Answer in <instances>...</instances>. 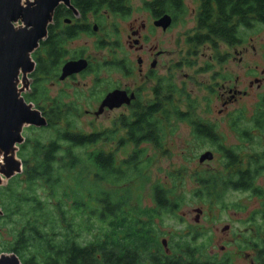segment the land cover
I'll return each instance as SVG.
<instances>
[{
	"label": "trees",
	"instance_id": "16d2710c",
	"mask_svg": "<svg viewBox=\"0 0 264 264\" xmlns=\"http://www.w3.org/2000/svg\"><path fill=\"white\" fill-rule=\"evenodd\" d=\"M73 3L99 11L117 2ZM195 4L196 28L186 36L190 49L208 45L217 51L219 43L238 44L242 30L264 26V0H195ZM147 5L161 11L168 6L175 20L177 12H186L182 0H151ZM114 10L122 11L123 6ZM32 57L37 65L24 98L47 115V124L27 127L38 133L18 145L22 170L0 185V251L16 254L22 264H233L225 252L217 256L207 251L204 241L198 242L204 231L197 225L168 235L166 247L162 245L160 237L166 233L159 225L165 214L174 215L184 204L186 194L178 190L190 179L194 183L190 195L206 200L208 207L221 202L229 190H251L262 198L250 218L255 237L244 248L250 253L249 264H264V188L254 186L264 170V148L245 157L224 147L214 125L196 116L195 100L189 94L182 102L175 100L172 88L168 116L151 114L162 105L159 100L154 108L134 107L128 115L114 118L111 126L86 132L73 121L79 108L40 93L51 62L41 63L36 51ZM179 121L192 126L197 140L216 144L222 162L216 168H200V163V169L190 172L183 165L169 170V182L151 183L153 206H146L141 190L152 178L148 168L157 155L139 145L148 143L154 153L164 154L160 151L164 136ZM233 122L239 123L237 118ZM252 122L254 128L264 129V96ZM238 133L248 140V129ZM101 143L112 145L103 148ZM245 158L251 161L245 164Z\"/></svg>",
	"mask_w": 264,
	"mask_h": 264
},
{
	"label": "rangeland",
	"instance_id": "374dc122",
	"mask_svg": "<svg viewBox=\"0 0 264 264\" xmlns=\"http://www.w3.org/2000/svg\"><path fill=\"white\" fill-rule=\"evenodd\" d=\"M22 3L24 4V2ZM129 3L134 8L131 15L120 19L110 18V21L114 20L119 24L118 27L120 28L122 39H124L125 35L124 30L127 28L130 21L135 17L138 18V20L144 18V14L137 9L140 5V0H130ZM185 3L188 10L195 6V0H185ZM185 19V22L177 23L165 32H162L160 29H147L146 33H148L150 37L145 47L156 45V49L165 50V54L159 58L160 64L164 66V68L170 66V64L181 57L179 54L180 47L183 52L185 50L187 52L185 59L187 64H189L175 71L177 74L175 80H178L177 84H179L181 80H185L186 90L190 92V97L196 102V116L214 125L215 131L221 137L219 139L224 147H232L237 153H241L245 157L247 154L252 155L262 150V148H264V129L259 130L254 128L252 126V121L253 115L256 112V106L259 102V100H256L257 96L264 92V26L258 25L255 29H244L241 31V36L245 39L243 43L244 47H237L238 50L243 49L241 52H234L233 48L226 47L222 43H219L217 51L208 49L205 46L197 47L194 50L190 49L189 45H184L182 43V34L185 29H191L194 25V20L190 12L186 14ZM14 25L19 26L21 22L17 21ZM179 36L182 37L180 46L178 45L180 42H178ZM86 41H88L86 49L92 54H95L97 51L92 47L91 39L87 36L83 35L76 39L74 46H84ZM225 53H229L228 57H226V62H224L223 66L220 67L219 64H216L218 61L215 59L218 54L226 56ZM239 58H241V62H238ZM205 63L212 64L213 66L209 71L202 72L201 68H204ZM222 68L228 70L230 73V80H222L219 76L213 80L211 78L213 72H224ZM105 73L106 80L103 81L102 85L104 83L107 85V83H111L114 79H118V75L115 74L116 72L114 71H110L109 73L105 71ZM236 76H239V80L236 83L238 88H247L248 93L234 100L225 108L227 112L232 111L231 115L226 114V112L218 113V110L221 109L222 100L219 94L222 92V86L225 88L227 84H230V86L234 84L233 80ZM254 77H259L261 79V82H259L260 84L254 82L252 87H248V82L253 81ZM92 79V75L88 74L77 77L76 81L79 83L77 87L83 90L89 89L92 86ZM31 84L32 78L30 74H27L25 77H22L21 74L19 75L17 86L21 89L20 95L23 96V98L24 95L30 91ZM83 84H86V86H83ZM258 84L259 87H257ZM210 85H212L214 91L210 89ZM60 86V84L53 86L48 81L45 82V87L48 89L49 95H54L57 88ZM71 91L72 87L68 88V92L72 93V95L66 97L65 100L74 99L73 104L79 108V114L76 119L73 120L75 126L86 132L111 126L113 119L117 116L119 111H107L99 116L94 115L92 112L86 114L84 109L97 106L96 96L98 93L92 96L89 95V91H84L82 93L79 92L81 95H77L76 92ZM73 93L76 95H73ZM31 104L34 107V104ZM208 110H210V113H204ZM236 118L239 122L237 124L233 122ZM174 124L172 130H170L169 127L166 134L167 141H172V144L164 143V148L160 149V151L166 154H162V152L158 151L154 153V149L146 147L149 155H157V157L155 156L153 165L148 168L152 178L141 190V202L146 206H153L150 190L151 183L153 180H158L162 183L169 182V178L166 177L169 170L183 165L187 166L190 172V170L193 169L216 168L219 167V164L222 162V156L220 152H218L216 144L197 140L190 133L189 124L187 122ZM27 127L28 126H25L23 128L22 136L24 138L27 136H36L38 131L27 130ZM242 128L248 129V140L238 133ZM46 135L47 134H44V137ZM101 145L103 148H107L112 144L101 143ZM205 151H211L213 153V158L203 161L199 168L198 165H200V163H198V157ZM16 153L15 155L18 158ZM122 155L123 153L120 151L118 156ZM6 181L7 180L3 178L2 184H5ZM256 183L261 188H264V170L257 176ZM193 184L192 180L186 179L182 189L178 190L179 193L184 192L186 194V201L175 211L174 215L165 214L163 216L159 229L165 232L166 235L161 236L160 239H168V235L170 234L186 230L188 226L197 225L204 231V235L198 242L204 241L209 253L222 256L225 252L224 255L227 254L232 257L233 264H249L250 253L249 250L244 248V243L255 237L253 234L254 225L250 219L252 213H249L258 207L262 198L260 196H249V193L245 191L229 190L221 202L212 203L210 207H208L206 200L192 198L190 195ZM194 208L201 209L197 222L194 221L196 215ZM156 222L159 223L158 220ZM225 226L227 228L224 229ZM0 253L8 252L0 251Z\"/></svg>",
	"mask_w": 264,
	"mask_h": 264
},
{
	"label": "flooded vegetation",
	"instance_id": "af4514ba",
	"mask_svg": "<svg viewBox=\"0 0 264 264\" xmlns=\"http://www.w3.org/2000/svg\"><path fill=\"white\" fill-rule=\"evenodd\" d=\"M73 1L74 0H70V6L62 3L57 5L53 12L52 20L47 26L46 36L39 41L38 46L35 49L41 63L51 62L50 75L43 77L45 80L41 86V94L43 91L45 93L47 92V97L51 100L59 98L63 102L73 105L74 99L65 100L66 97L72 95V93L68 92V88L70 87H72L71 92L74 91L77 95H81L84 91H89V95L92 96L98 93L96 96L97 106L84 109L86 114L92 112L95 115V112L99 108L103 98L113 90H120L124 93L125 100L120 105L112 108L104 106L101 112L97 115L99 116L107 111L112 112L115 110L119 111L116 117L128 115L134 107H140L141 109L146 107L154 108V105L159 100V103L161 102L162 105L159 104V107H157L154 112L151 110V114L158 117H165L170 114L168 105L170 88L174 91L175 100L181 101L184 100L186 94L190 95V92L186 90L185 80H181L179 84H177L178 80H175L177 77L175 71L182 69L187 64L185 59L187 52L185 50L183 52L180 47L179 54L181 57L177 61L170 64V66H166L164 68V66L160 64L159 58L165 54V50L156 49V45L145 47L146 42L150 37L149 34L146 33V30L160 29L162 32H165L175 24L185 22L186 14L190 12V15L194 20V25L191 29H185L182 34V43L184 45L187 44L186 36L196 28V4L188 10L185 0H182V4L185 6L186 12L184 13L181 10L177 12L178 14L176 15L175 20L173 18V14L168 11V6L166 9L167 11H161L152 8L151 6L148 7L147 3L151 0H140V5L137 9L144 14V18L138 20V18L135 17L132 21H130L127 28L124 30L125 35L124 39H122L120 35V28L118 27L119 24L114 20L110 21V18L120 19L131 15L134 8L129 3L130 0H115L117 3L114 6L112 5L107 7L103 5L99 11L91 9V7L86 10L79 8L73 3ZM115 6H123V10H114ZM165 15L169 16L170 23L165 28L161 25H156L155 22ZM83 35L91 39L92 47L97 51L95 54H92L86 49L88 41L85 42L86 44L84 46H74L75 40ZM182 37L179 36L178 42ZM244 42L245 39L242 37L241 41L236 45L228 46L224 43L222 44L231 49L233 48L234 52H241L243 49L238 50L237 47L240 46L243 48ZM178 45H181V41ZM201 46L212 49L208 45ZM225 54L226 56L217 55L216 59L214 58L218 61L216 64H219L220 67L223 66L224 62H226V57H228L229 53ZM219 58H223V61H220ZM80 59H84L86 61V66L83 69L66 75L64 78L60 77L62 74V68L66 62ZM238 62H241V58H239ZM36 65L37 63L35 62V66ZM212 66V64L205 63L204 68H200L202 72H207L212 68ZM222 69L224 72H213L211 78L214 80V78L219 76L222 80H230V73L228 70L226 69V71L225 68ZM105 71L107 73L110 71L116 72L115 74L118 75V79H114L111 83H107V85L105 83L102 85L103 81L106 80L104 75L106 74ZM87 74L92 75V86L86 90L79 89L77 87L79 86V83L76 81V78ZM238 80L239 76H236L233 80L234 84L231 86L230 84H227L225 88L222 86V92L219 94V97L222 100L221 109L218 110V113L226 112V114L231 115L232 111L227 112L225 108L234 100H237L248 93L247 88H238L236 84ZM47 81L53 86L58 84L61 85L57 88L54 95H49V91L45 87V82ZM254 82L259 83L261 82V79L259 77H254L253 81L248 82V87H252ZM259 84L257 87H259ZM83 86H86V84H83ZM210 89L214 91L212 89V85H210ZM73 95L76 94L73 93ZM262 96H264V92L258 94L256 100L260 101ZM51 100L48 101V106L49 103H51ZM180 105L182 106L180 111L185 112L186 110L183 106L184 104ZM171 113L174 114L173 112ZM204 113H210V110ZM42 115L46 119L47 115ZM189 129L190 133L193 135L192 126L190 124ZM164 143L172 144V141H167L166 136H164V141L160 146L161 148H164ZM139 146L147 147L150 145L148 143H142ZM248 160L250 159L245 158L244 163L248 164ZM254 186L256 187L258 184L255 183ZM245 192H248L249 196L258 197L251 190H246ZM258 207H256V209H258ZM253 212L254 210H252L249 214Z\"/></svg>",
	"mask_w": 264,
	"mask_h": 264
},
{
	"label": "water",
	"instance_id": "95a60500",
	"mask_svg": "<svg viewBox=\"0 0 264 264\" xmlns=\"http://www.w3.org/2000/svg\"><path fill=\"white\" fill-rule=\"evenodd\" d=\"M24 2V4L22 3ZM70 6V0H0V185L2 179H9L22 170L21 161L16 157L18 145L24 141L22 131L25 126L43 127L47 124L41 112L20 95L17 84L19 75L25 77L34 70L31 55L40 40L45 38L47 26L58 4ZM20 21L21 25L14 23ZM170 23L165 15L157 22L165 28ZM86 66L84 59L68 61L62 68L61 78ZM120 90L109 92L95 112L98 115L104 106L120 105L124 100ZM213 153L205 151L198 162L211 160ZM194 221H198L200 208H194ZM1 214V210H0ZM227 228L226 226L224 229ZM161 243L166 247L165 238ZM0 264H22L16 254L0 253Z\"/></svg>",
	"mask_w": 264,
	"mask_h": 264
}]
</instances>
